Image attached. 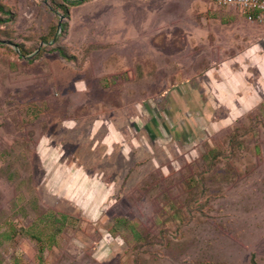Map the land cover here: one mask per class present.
<instances>
[{
    "label": "rangeland",
    "instance_id": "obj_1",
    "mask_svg": "<svg viewBox=\"0 0 264 264\" xmlns=\"http://www.w3.org/2000/svg\"><path fill=\"white\" fill-rule=\"evenodd\" d=\"M73 1L0 0V264H264V24Z\"/></svg>",
    "mask_w": 264,
    "mask_h": 264
},
{
    "label": "built area",
    "instance_id": "obj_2",
    "mask_svg": "<svg viewBox=\"0 0 264 264\" xmlns=\"http://www.w3.org/2000/svg\"><path fill=\"white\" fill-rule=\"evenodd\" d=\"M218 7L234 8L255 24H264V0H214Z\"/></svg>",
    "mask_w": 264,
    "mask_h": 264
},
{
    "label": "trees",
    "instance_id": "obj_3",
    "mask_svg": "<svg viewBox=\"0 0 264 264\" xmlns=\"http://www.w3.org/2000/svg\"><path fill=\"white\" fill-rule=\"evenodd\" d=\"M81 2V0H75V1H73V2H71V4L72 5H76V4H79ZM0 10L1 11H3L4 9H3V7L2 6H0ZM61 53V52H60ZM63 56H65V54L64 53H61ZM66 57V56H65Z\"/></svg>",
    "mask_w": 264,
    "mask_h": 264
},
{
    "label": "crops",
    "instance_id": "obj_4",
    "mask_svg": "<svg viewBox=\"0 0 264 264\" xmlns=\"http://www.w3.org/2000/svg\"><path fill=\"white\" fill-rule=\"evenodd\" d=\"M255 49H256V48H251V49H249L248 52H246V53L253 52V51H255ZM256 51H257V50H256Z\"/></svg>",
    "mask_w": 264,
    "mask_h": 264
}]
</instances>
